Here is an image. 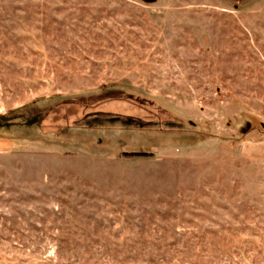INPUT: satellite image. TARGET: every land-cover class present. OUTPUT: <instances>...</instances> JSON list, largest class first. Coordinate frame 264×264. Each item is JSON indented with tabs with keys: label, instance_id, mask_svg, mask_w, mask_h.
Here are the masks:
<instances>
[{
	"label": "rangeland",
	"instance_id": "rangeland-1",
	"mask_svg": "<svg viewBox=\"0 0 264 264\" xmlns=\"http://www.w3.org/2000/svg\"><path fill=\"white\" fill-rule=\"evenodd\" d=\"M0 264H264V0H0Z\"/></svg>",
	"mask_w": 264,
	"mask_h": 264
},
{
	"label": "water",
	"instance_id": "water-1",
	"mask_svg": "<svg viewBox=\"0 0 264 264\" xmlns=\"http://www.w3.org/2000/svg\"><path fill=\"white\" fill-rule=\"evenodd\" d=\"M145 1H153V0H145Z\"/></svg>",
	"mask_w": 264,
	"mask_h": 264
}]
</instances>
